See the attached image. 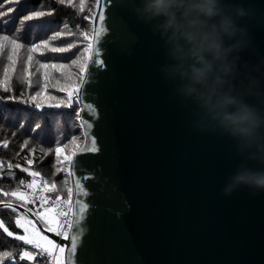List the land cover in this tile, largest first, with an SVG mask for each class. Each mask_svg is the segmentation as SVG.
<instances>
[{"label": "water", "instance_id": "water-1", "mask_svg": "<svg viewBox=\"0 0 264 264\" xmlns=\"http://www.w3.org/2000/svg\"><path fill=\"white\" fill-rule=\"evenodd\" d=\"M232 2L253 9L238 23L253 39L241 58L255 64L253 50L264 57V0ZM134 3L101 0L95 12L102 8L105 19L93 17L103 32L90 56L103 65L90 64L79 89L85 140L71 159L67 229L79 236L76 252L69 255L70 240L36 227L66 243L64 264H264V190L221 194L240 163L233 141L191 126L193 106L181 104L158 72L167 58ZM92 141L97 151L80 150ZM25 226L32 233L11 237H35Z\"/></svg>", "mask_w": 264, "mask_h": 264}, {"label": "clouds", "instance_id": "clouds-1", "mask_svg": "<svg viewBox=\"0 0 264 264\" xmlns=\"http://www.w3.org/2000/svg\"><path fill=\"white\" fill-rule=\"evenodd\" d=\"M132 11L161 42L167 62L158 72L193 106L191 126L233 141L240 163L221 194L264 190V57L253 50L257 63L241 58L253 39L238 23L253 9L232 0H135Z\"/></svg>", "mask_w": 264, "mask_h": 264}, {"label": "trees", "instance_id": "trees-1", "mask_svg": "<svg viewBox=\"0 0 264 264\" xmlns=\"http://www.w3.org/2000/svg\"><path fill=\"white\" fill-rule=\"evenodd\" d=\"M0 5H5V0H0ZM7 6L13 7L15 11L6 17V28L0 26V33L3 35L5 33V35H10V38H17V42L28 47L33 43L39 44L42 40H49V47L66 48L68 44L75 45V47L64 53L45 52L44 55L48 57L47 60L39 52L40 56H35L36 58L41 61L68 63L80 55L83 48V38L79 34V27L83 21L79 12L73 6L61 3L60 0H21L20 4L13 3ZM7 6L0 8V10L6 11ZM35 11H43L46 15L21 23L24 16ZM17 29L20 30L19 33H17ZM56 32H72L74 35L68 36L65 34L53 41L50 38ZM11 78L9 85L0 86V145L4 140L9 141L6 148L0 146V161H2L0 167L6 170L5 173L0 174V202L11 201L19 204V198L11 196L10 193L21 190L20 180L30 178L31 175L30 172L22 171L23 168H15L17 163L21 165L16 157L19 153V147L23 144L18 143L27 139L52 150L70 138V134L75 133L80 127L77 122L74 123L78 120V116H76L78 102L73 103L71 107L47 106L57 104L61 99L67 100V92H63L60 100H46L41 103L44 106L37 109L31 103L23 102L32 96L31 92L28 91L29 84ZM53 90L60 92L57 87H54ZM9 97H19L20 99H9ZM9 164L13 165L11 171L15 175L7 174ZM38 173L47 193L64 196L62 195L64 192L62 191V180L60 178L54 179L46 172ZM49 188L52 191H49ZM4 193H8V195L6 196ZM28 207L31 208L29 204ZM20 214L18 210L12 211L0 207L2 223L9 231L16 234L26 233L24 229L17 228L15 224V220ZM24 251L36 250L31 245H25L23 241L8 236L4 228L0 227V254L4 252L14 254L12 257L0 255V264H54L51 258L47 256L37 257L34 262H30L26 258L22 260L19 253Z\"/></svg>", "mask_w": 264, "mask_h": 264}, {"label": "snow or ice", "instance_id": "snow-or-ice-1", "mask_svg": "<svg viewBox=\"0 0 264 264\" xmlns=\"http://www.w3.org/2000/svg\"><path fill=\"white\" fill-rule=\"evenodd\" d=\"M61 3H64L65 0H60ZM67 2L69 4L72 3V0H67ZM20 4L21 0H5V5H0V8H4L7 5L10 4ZM83 4H84V0H81V10H83ZM96 4L99 7L101 5V0H96ZM15 11V9L11 6H7L6 7V11L4 10H0V26H4L6 28L7 26V19L6 17H8L11 13H13ZM46 13L43 11H35L30 13L29 15H26L22 18L21 23L23 24V22L25 21H31L33 20V18L36 17H43L45 16ZM99 18V21L102 23L105 19V13L102 10H99L98 12H93L92 13V17H97ZM91 18V17H89ZM19 29H17V33H19ZM103 32V27H100L99 29L97 28H93L92 29V39L96 40L101 33ZM68 35V36H73L74 34L72 32H67V33H62V32H56L50 39L55 41L58 38H60L62 35ZM81 35H83L86 39L88 34L87 33H82ZM11 43L12 47V53L8 54L7 58L9 61L12 62L13 66L16 65L17 61L16 59H14V54L18 52V50L21 47H28V46H24L21 45L17 42V38H10L8 35H3L0 36V53H3L4 49H5V43L4 42H9ZM73 47H75L74 44H68L67 47H49V40H42L40 41L39 44L37 43H33L30 45V47H28V51H29V55L27 58V61L30 62L34 59L33 53L39 52L41 54V56L47 60L48 57L44 55L45 52H51V53H64L67 52L69 49H72ZM94 49V44L93 43H88L87 44V48L85 49L86 52H92V50ZM59 58V57H57ZM36 63L39 65V67L36 69V72L39 73L41 69L43 70H48V69H52L55 72H60L62 69H64L65 67H67L64 64H58V63H41L40 60H37ZM73 64L76 63V61L72 62ZM90 64H95V65H103V61L95 58L94 56H89L88 59H86L85 61V66L83 68H81V75L78 78V83L75 87H71V88H61L60 91L61 92H67L68 94V98L67 100H63L61 99L59 101V103L57 104H49L47 105L48 107H71L73 105V103L76 102H82V93L79 91L80 87L85 83V76L84 73L85 71L90 67ZM5 74H7V68H5ZM34 74V73H33ZM33 74H30L33 75ZM45 78H47V71H45L44 73ZM7 81H5L6 83ZM39 82L37 81V84ZM29 86H31V84H29ZM47 85L44 86V88L46 89ZM45 93L43 90L41 91H37L34 95L30 96L28 100L23 101L24 103H31L35 108L39 109L42 108L44 105H42L41 103H37V98L43 96ZM9 99H20L19 97H9ZM51 99H56V97H51ZM85 107L87 109H89L91 112H93L94 114V109H92L91 105H85ZM77 115L79 116V113H77ZM88 127H91V125H88ZM85 135H87V133H85ZM76 140V137H73V141ZM9 144L8 140H4L2 142V147H7ZM26 146V145H25ZM81 151H91V152H95L97 151V148L95 147V141H92V146L91 147H83L80 149ZM57 154L60 152V148L57 147L56 149ZM66 159H68L69 161H71V157H66ZM0 163H2V161H0ZM27 163L29 165H32L33 161L32 160H28ZM13 168L12 164L8 165V169H7V174L9 175H15V173L13 171H11ZM15 168H21L20 164H16ZM5 169H3L2 167H0V174L5 173ZM22 171L28 173L29 169L28 168H23ZM32 177H37L39 176L38 172L32 171L29 173ZM20 185H24L27 188H34L36 185V181L33 180L31 183H27L24 180H21ZM77 188H79V182H77ZM49 191H52L51 188L48 189ZM87 193H84V195H86ZM4 195H8V193H4ZM12 196H19V207L23 208L24 211L20 214V216L15 220V224L17 228H21L24 229L27 232V228L25 227L26 224H32L33 225V229L35 232V238H29L27 235H21V236H17L16 239H19L21 241L24 242L25 245H31L33 249H35L36 251H24L22 253H19L20 258L23 259H27L30 262H34L36 260L37 257H49L51 258L52 261H54V264H64V253L66 251V248L64 246H61L60 244L56 243L53 239H50L48 236L43 235V231L41 228L36 227L37 224H45L47 223V231L50 233H54L57 236H60L62 239L65 240H70V244H71V248L68 249L69 255H71L72 253L76 252V246L77 243L79 241V236L76 234H72L69 235L68 233V228L69 227H73L74 225L70 222H68V216L66 213H60L58 212V215H63V221L62 222H57L55 227L51 226L52 221L50 220H46V215L47 212H51L54 211L56 209L61 208L62 203H67V201L61 202V197L56 196L54 198V200L52 198L49 197H40L39 195H37L35 192L32 194V196L30 198L26 197L23 193H18L16 191L11 193ZM36 200H41L43 202V206H45L46 211L45 212H39L37 211H33L32 208L28 207V204L30 203H35ZM48 204H54L56 205V209H52V208H47ZM0 207L5 208V209H11L12 211H16V207L13 205V203L11 201H6V202H0ZM87 205L81 203L80 207H79V211L80 213H83L86 209ZM72 210L71 204H69L68 207V213H70ZM29 217H32V219H30ZM21 219L24 220V223H21ZM2 223H0V227H2ZM4 231L7 233L8 236H13L14 233L12 231H8L7 228H4ZM45 242V243H42ZM4 257H12L14 254L11 252H4L3 254Z\"/></svg>", "mask_w": 264, "mask_h": 264}, {"label": "rangeland", "instance_id": "rangeland-1", "mask_svg": "<svg viewBox=\"0 0 264 264\" xmlns=\"http://www.w3.org/2000/svg\"><path fill=\"white\" fill-rule=\"evenodd\" d=\"M64 3L69 4L67 0H65ZM70 5L73 6L79 12L83 21L82 25L79 27V34L83 38V48L81 50L80 55L73 60L76 61V63L73 64V61L68 63H58L67 66L60 72H55L52 69H41L40 72L37 73L36 69L39 67V65L36 63V61L39 59L35 56L39 57L40 55L38 54V52L33 53L34 59L29 64V62L27 61L29 55L28 47H21L18 52L14 54V59H16L17 63L15 66H13L12 62L9 61L7 58L8 54L12 53L13 46L11 45L10 41L4 42L5 49L3 53H0V86L5 87L9 85L11 83V77L16 78L17 80L19 79L23 83L31 84L29 89L28 86L26 87L28 91L31 92V95H34L37 91L43 90L45 94L37 98L38 102L43 103L46 100H60V97L63 94V92L60 91L61 88H71L77 85L78 78L81 75V68L85 66V61L90 56V52H86L85 49L87 48V44L92 42V13L96 11L97 4L96 0H84L83 10H81V0H72V3ZM82 33L88 34L87 39L83 35H81ZM0 36H3V34L0 33ZM40 62L56 63L41 60ZM5 68H7V74H5ZM45 71H47V78H45L44 75ZM30 74L33 75L30 76ZM5 81L7 82L5 83ZM37 81L39 82L38 84ZM45 85H47L46 89L44 88ZM54 87L59 88L60 92L58 93L57 91H54ZM51 97H56V99H51ZM77 105L78 110L76 111V116H78L77 113H79L80 109L79 102L77 103ZM75 122H77L80 127L79 116L78 120L74 121V123ZM73 137H76L75 141H73ZM84 140L85 138L82 133V128L80 127V129L78 128L75 133L70 134V138H68L65 142L61 143V145L57 146L60 148V152L58 154L56 152L57 147L51 150L27 139H25L24 141H20L19 143L17 140L18 144L23 145L19 147V153L17 154L16 159L21 163V166H24L21 168H28L29 172H46L47 174L51 175L54 179L60 178L62 180V191L64 192L62 194L64 196L62 197L67 200H71V161L66 159V157L72 158L73 154L83 144ZM28 160L33 161L32 165H29L27 163ZM42 225L46 228L48 226L47 223ZM30 233H32L31 230L27 228L26 234ZM60 245L64 246V244Z\"/></svg>", "mask_w": 264, "mask_h": 264}, {"label": "built area", "instance_id": "built-area-1", "mask_svg": "<svg viewBox=\"0 0 264 264\" xmlns=\"http://www.w3.org/2000/svg\"><path fill=\"white\" fill-rule=\"evenodd\" d=\"M21 180H24L26 182V184L27 183H31L33 180L36 181V185H35L34 188H27L24 185H21L22 189L21 190H16V192L23 193L28 198H30L32 196V194L35 192L40 197H49V198H52L54 200V198L56 196H59V197H61V202L67 201V203H62V206L59 209H56V205H54V204H48L47 205V208L56 209L54 211L47 212V213L52 214L55 217V222L51 223L52 227H55L57 222H62L63 221V215L62 214L58 215L57 214L58 212L66 213L67 216H68V222L71 223V221H72V218H71L72 217V210H71L70 213H68V211H67L68 207H69V204H71V207H72L71 200H67V199L63 198L62 196H60V195H51V194L47 193V190L43 186L42 180H41V178L39 176H37V177H32L31 176L30 178H23ZM16 197L19 198V196H16ZM29 205H30V207L32 208V210L34 212L37 211V210L39 212H45L46 211V208H45V206H43V202L41 200H36L35 203H30ZM46 220H50L51 221L52 219H48L47 216H46Z\"/></svg>", "mask_w": 264, "mask_h": 264}, {"label": "bare ground", "instance_id": "bare-ground-1", "mask_svg": "<svg viewBox=\"0 0 264 264\" xmlns=\"http://www.w3.org/2000/svg\"><path fill=\"white\" fill-rule=\"evenodd\" d=\"M47 218L48 219H52L51 221L52 222H55V217L52 215V214H50V213H47ZM72 218V217H71ZM30 238H34V237H30ZM65 240V239H64ZM42 243H45V242H42ZM58 243H60V244H64V247H66V243H64V242H60V241H58ZM62 246V245H61Z\"/></svg>", "mask_w": 264, "mask_h": 264}]
</instances>
